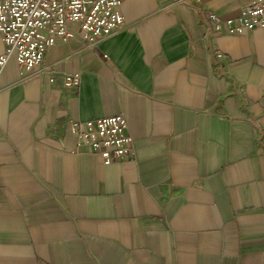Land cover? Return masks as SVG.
I'll list each match as a JSON object with an SVG mask.
<instances>
[{
    "label": "crops",
    "instance_id": "crops-1",
    "mask_svg": "<svg viewBox=\"0 0 264 264\" xmlns=\"http://www.w3.org/2000/svg\"><path fill=\"white\" fill-rule=\"evenodd\" d=\"M250 1L123 0L94 43L72 24L30 70L8 55L0 264H264V26L208 17ZM116 113L131 157L77 148L72 121Z\"/></svg>",
    "mask_w": 264,
    "mask_h": 264
},
{
    "label": "built area",
    "instance_id": "built-area-1",
    "mask_svg": "<svg viewBox=\"0 0 264 264\" xmlns=\"http://www.w3.org/2000/svg\"><path fill=\"white\" fill-rule=\"evenodd\" d=\"M123 0H0V40L4 51L0 65L15 54L25 70L39 65L57 38L65 41L73 34L69 24L77 25L79 34L94 43L116 30L122 23L119 6ZM212 30L230 35L245 34L264 26V0H253L239 8L232 17L220 18L210 12ZM220 56V53L216 54ZM64 84L75 86L79 73L62 72ZM71 129L78 138L77 148L99 155L103 163L120 162L131 157V137L120 113L87 120H74Z\"/></svg>",
    "mask_w": 264,
    "mask_h": 264
},
{
    "label": "rangeland",
    "instance_id": "rangeland-1",
    "mask_svg": "<svg viewBox=\"0 0 264 264\" xmlns=\"http://www.w3.org/2000/svg\"><path fill=\"white\" fill-rule=\"evenodd\" d=\"M70 25H72V24H69L68 26H70Z\"/></svg>",
    "mask_w": 264,
    "mask_h": 264
}]
</instances>
